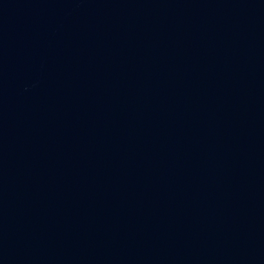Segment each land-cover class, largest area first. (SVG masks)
<instances>
[{
  "label": "water",
  "instance_id": "1",
  "mask_svg": "<svg viewBox=\"0 0 264 264\" xmlns=\"http://www.w3.org/2000/svg\"><path fill=\"white\" fill-rule=\"evenodd\" d=\"M0 264H264V0H0Z\"/></svg>",
  "mask_w": 264,
  "mask_h": 264
}]
</instances>
